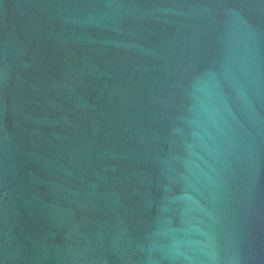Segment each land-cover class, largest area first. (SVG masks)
Masks as SVG:
<instances>
[{
	"label": "water",
	"instance_id": "obj_1",
	"mask_svg": "<svg viewBox=\"0 0 264 264\" xmlns=\"http://www.w3.org/2000/svg\"><path fill=\"white\" fill-rule=\"evenodd\" d=\"M0 264H264V0H0Z\"/></svg>",
	"mask_w": 264,
	"mask_h": 264
}]
</instances>
